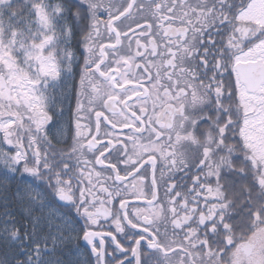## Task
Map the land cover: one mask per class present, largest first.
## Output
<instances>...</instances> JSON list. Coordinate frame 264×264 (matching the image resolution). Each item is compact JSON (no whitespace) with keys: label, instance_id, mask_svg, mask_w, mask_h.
I'll return each mask as SVG.
<instances>
[{"label":"snow or ice","instance_id":"1","mask_svg":"<svg viewBox=\"0 0 264 264\" xmlns=\"http://www.w3.org/2000/svg\"><path fill=\"white\" fill-rule=\"evenodd\" d=\"M0 209V264H264V0H0Z\"/></svg>","mask_w":264,"mask_h":264},{"label":"trees","instance_id":"2","mask_svg":"<svg viewBox=\"0 0 264 264\" xmlns=\"http://www.w3.org/2000/svg\"><path fill=\"white\" fill-rule=\"evenodd\" d=\"M2 211V209H0ZM20 209L17 208V212ZM58 258L63 261V264H75L77 260L85 259L83 255L77 252V242L72 241L71 243L67 244L66 246H62V249L59 250Z\"/></svg>","mask_w":264,"mask_h":264},{"label":"flooded vegetation","instance_id":"3","mask_svg":"<svg viewBox=\"0 0 264 264\" xmlns=\"http://www.w3.org/2000/svg\"><path fill=\"white\" fill-rule=\"evenodd\" d=\"M77 79H78V77H77ZM72 85H73V81H71V80L68 81L66 87L57 90V94H60V93L69 94L70 89L72 88ZM74 103H75L74 95H72L71 100H65V106L66 107H68L70 104L74 105ZM81 255H83V254H81ZM83 257L85 258L84 255H83Z\"/></svg>","mask_w":264,"mask_h":264}]
</instances>
